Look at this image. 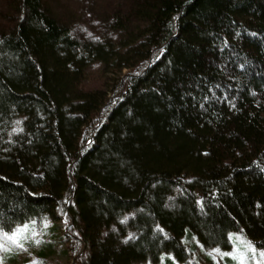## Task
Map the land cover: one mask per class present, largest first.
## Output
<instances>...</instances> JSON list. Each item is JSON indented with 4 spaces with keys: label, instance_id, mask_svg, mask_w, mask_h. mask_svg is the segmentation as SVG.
Segmentation results:
<instances>
[{
    "label": "trees",
    "instance_id": "1",
    "mask_svg": "<svg viewBox=\"0 0 264 264\" xmlns=\"http://www.w3.org/2000/svg\"><path fill=\"white\" fill-rule=\"evenodd\" d=\"M127 4L93 42L11 0L0 230L48 220L40 258L61 235L72 264H201L198 244L237 236L264 250V0ZM97 62L117 78L84 92Z\"/></svg>",
    "mask_w": 264,
    "mask_h": 264
},
{
    "label": "rangeland",
    "instance_id": "2",
    "mask_svg": "<svg viewBox=\"0 0 264 264\" xmlns=\"http://www.w3.org/2000/svg\"><path fill=\"white\" fill-rule=\"evenodd\" d=\"M10 2L11 0H0V33L12 31L21 18L18 13L10 9ZM44 2L45 8L57 20L69 27L74 36L93 42L109 36L108 16L118 11L124 12L128 6V0H44ZM105 68L106 66L100 62L87 68L86 78L81 82L79 89L84 92L108 90L117 76L108 73ZM25 225H28V229L24 233L25 238L21 241L25 250L15 247L10 241H4L10 250L0 252L3 264H72V260L63 254L61 235L54 243L53 251L49 253L48 257L40 258V253L46 249L44 243L51 241L50 232H48L51 224L48 220ZM235 242L236 244L230 252L216 251L217 249L208 250L198 244L195 256L199 257L201 264H226L225 258L233 259V256L223 254L233 253L237 256V259L234 260L238 264H240L239 257L241 255L244 258V264H264V258L259 255L264 250L256 249L254 255L249 251L243 237L237 236ZM136 264L152 263L139 262Z\"/></svg>",
    "mask_w": 264,
    "mask_h": 264
},
{
    "label": "snow or ice",
    "instance_id": "3",
    "mask_svg": "<svg viewBox=\"0 0 264 264\" xmlns=\"http://www.w3.org/2000/svg\"><path fill=\"white\" fill-rule=\"evenodd\" d=\"M28 229V225H24L23 227H18L16 228L11 235H9V233L7 232H3L2 230H0V252H6L9 251L10 249L6 246V244L4 243V241H10L12 245H14L15 247L21 249V250H25L24 249V244L21 242L22 239H24V233L27 231ZM231 235L229 237V239H231ZM37 243H39V241H37ZM247 247L249 249V251H251L254 255L256 254V248L251 244V242H247ZM216 251H219L218 249ZM223 255H232L233 259H237V256L234 255L233 253H224ZM260 257L264 258V251L259 253ZM240 259V264H244V258L241 255L239 257ZM0 264H3V258L0 257Z\"/></svg>",
    "mask_w": 264,
    "mask_h": 264
}]
</instances>
